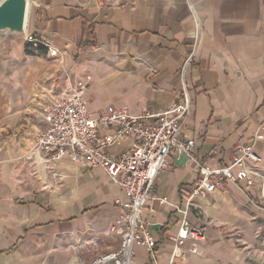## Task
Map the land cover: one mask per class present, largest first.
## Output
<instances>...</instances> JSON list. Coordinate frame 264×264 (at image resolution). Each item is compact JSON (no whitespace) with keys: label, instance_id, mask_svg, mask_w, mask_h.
I'll return each instance as SVG.
<instances>
[{"label":"crops","instance_id":"obj_1","mask_svg":"<svg viewBox=\"0 0 264 264\" xmlns=\"http://www.w3.org/2000/svg\"><path fill=\"white\" fill-rule=\"evenodd\" d=\"M36 2L26 31L16 37L0 33V57L47 53L57 62L52 88L59 91L91 74V116L108 106H125L135 115L157 113L181 94V67L196 41L195 11L203 35L188 72L193 108L182 137L195 140L194 154L203 164L226 166L264 124V0ZM25 32L39 36L58 55L52 56L43 43H27ZM41 68L22 69L20 79L17 73L7 76L12 61L4 59L1 69L0 264H58L76 258L89 263L119 248L120 237L110 228L121 214L114 201L124 195L101 168L65 158L54 165L61 177L53 180L25 158L34 136L47 126L30 95L33 78L45 75ZM25 113L41 118L42 127L14 130ZM130 144L125 138L109 151L117 156ZM256 151L264 170V140ZM197 177L192 164L173 154L155 180L154 194L184 206ZM194 203L189 219L207 224V240L198 254H184V264H264V251L253 248L264 246L259 235L264 223L258 222L263 214L241 190L227 184ZM150 204L156 208L146 214L158 242L155 259L169 264L166 236L177 231L182 215L157 201ZM133 264L155 262L139 247Z\"/></svg>","mask_w":264,"mask_h":264},{"label":"built area","instance_id":"obj_2","mask_svg":"<svg viewBox=\"0 0 264 264\" xmlns=\"http://www.w3.org/2000/svg\"><path fill=\"white\" fill-rule=\"evenodd\" d=\"M193 15L196 41L181 67V94L165 110L135 115L128 107L108 106L91 116L87 92L92 75L84 74L65 85L44 114L47 126L34 136L25 158L47 170L53 180L61 177L54 165L65 158L85 167L101 168L124 195L114 201L121 214L110 228L111 233L120 237L119 248L89 263L76 258L58 264H133L139 247L146 248L158 264L155 259L158 242L146 218L147 212L156 211L150 204L153 201L182 215L177 231L166 236L171 244L169 264H184V254H198L207 240V224H195L189 219L195 198L231 184L249 198L250 204L264 207V170L259 167L262 158L256 151L257 144L264 140V124L254 132L250 142L240 146L234 161L226 166L203 164L194 154L195 140L182 137L193 108L188 72L203 35L202 23L195 11ZM25 40L43 43L54 57L59 53L37 35L26 33ZM125 138H130V148L120 155L112 154L109 149ZM173 154L192 164L198 174L187 191L184 206L154 194L155 180L169 166Z\"/></svg>","mask_w":264,"mask_h":264},{"label":"rangeland","instance_id":"obj_3","mask_svg":"<svg viewBox=\"0 0 264 264\" xmlns=\"http://www.w3.org/2000/svg\"><path fill=\"white\" fill-rule=\"evenodd\" d=\"M1 1V0H0ZM29 1V8H28V17H27V24L29 23V18L31 16V13L34 11V9L39 6V4L36 2V0H28ZM3 32H8V31H3ZM1 33V32H0ZM9 33V32H8ZM11 34V33H9ZM22 33L19 34H11L12 37H16V36H20ZM4 59H6L7 64H9V62L12 61L14 69L13 72H11V70H8L7 72V76L9 77L11 75V73H19L18 75L16 74V78L18 77L19 79L22 78L23 76V70L22 69H29V70H33V69H37L39 68V66L41 65L42 68L41 70H45V75L40 77L39 81L35 80V78H33V87L30 86V95L33 96V102L31 103L32 105H34L33 108L37 109L38 106V110L42 113H39L38 116H44V111H47L48 108L50 107V105L52 104V102L55 100L56 96L59 93V88L58 87H54L52 88V84L54 82V79L56 78V71H57V62L54 58H51L48 56L47 53H33V55H22V56H13L12 58H2L0 57V75L2 73V66H3V61ZM9 88V87H8ZM0 92H5L4 89H2L0 87ZM15 95H18L20 93L19 92H14ZM36 98H40L41 100H43V103H37ZM29 112L32 111V107H30V109H27ZM37 117V116H35ZM21 121V122H20ZM42 123V119L41 118H33V115H28V113H25V115L23 116L22 119H20L19 121H17L15 123L14 130H20L22 131V133L26 130L29 129H35V131H37L38 129H40ZM259 201V200H257ZM252 205V204H251ZM253 207H255L257 210H259L260 212H262L263 215L258 217V222L259 224L264 223V207L261 208L258 205H252ZM259 235H262L264 238V231H260ZM254 249L256 250H261L264 251V246H261V244H256L254 247Z\"/></svg>","mask_w":264,"mask_h":264},{"label":"water","instance_id":"obj_4","mask_svg":"<svg viewBox=\"0 0 264 264\" xmlns=\"http://www.w3.org/2000/svg\"><path fill=\"white\" fill-rule=\"evenodd\" d=\"M28 0L0 1V32L19 34L25 31L27 24Z\"/></svg>","mask_w":264,"mask_h":264},{"label":"trees","instance_id":"obj_5","mask_svg":"<svg viewBox=\"0 0 264 264\" xmlns=\"http://www.w3.org/2000/svg\"><path fill=\"white\" fill-rule=\"evenodd\" d=\"M41 49L44 50V47L42 45H40Z\"/></svg>","mask_w":264,"mask_h":264},{"label":"bare ground","instance_id":"obj_6","mask_svg":"<svg viewBox=\"0 0 264 264\" xmlns=\"http://www.w3.org/2000/svg\"><path fill=\"white\" fill-rule=\"evenodd\" d=\"M28 17V16H27Z\"/></svg>","mask_w":264,"mask_h":264}]
</instances>
